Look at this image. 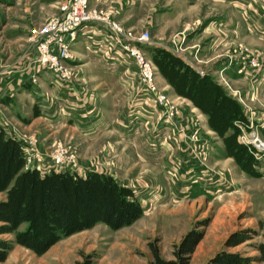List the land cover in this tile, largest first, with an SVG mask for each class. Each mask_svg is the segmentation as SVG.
Instances as JSON below:
<instances>
[{"label": "rangeland", "instance_id": "374dc122", "mask_svg": "<svg viewBox=\"0 0 264 264\" xmlns=\"http://www.w3.org/2000/svg\"><path fill=\"white\" fill-rule=\"evenodd\" d=\"M68 1L0 0V98L3 93L9 92L3 90L7 87L6 84L9 83L8 87L11 88L14 80L22 85L25 82L31 83L40 72H47L52 77L51 72L38 63L40 56L38 50L40 45H43L46 51H56L54 42L51 41L52 34L46 29L52 21L61 18ZM89 1L90 11L102 13L112 22L119 24L125 32L131 34L149 32L151 43L132 44L127 38L118 42V38H114L116 36L105 23L86 24L69 42L70 58L62 63L71 71L72 78L70 82L60 84L69 87V92L73 91L72 97L77 104L80 96H86L84 98L88 100L95 96L83 82L80 68L75 65L80 63L75 61L71 63L72 59H75L71 54V48L82 31L95 28L94 32L104 39L105 51L121 52L123 63L131 69L130 73L132 71L134 73L133 75L128 72L126 78L134 76L137 86L134 88L135 95L128 99L125 95H128L133 88L111 86L108 94L111 98H120L119 102L116 100L115 105L111 106L114 112H127L126 118L121 119L123 121L121 123L125 124L126 128L127 123H130L129 126L135 128H168L171 131V140L174 144L163 156L162 167L160 165L164 171L163 174L161 173L162 182L154 185L157 187L152 189L159 195L148 198L149 196L144 192L148 187L146 188L142 182L125 181L124 185L132 187L142 207L143 214L137 221L115 231L104 224H97L91 229L62 238L46 253L39 256L16 245L14 233L0 235V240L10 246L6 259L0 264H80L85 259L91 264H154L150 247L157 249L162 260L170 261L173 259L174 245L178 244L193 226L203 222L205 226L199 229L204 231V237L196 246L188 264H206L211 257L223 250L240 253L244 257L259 256L256 246L264 244V177H259L264 175V155L261 154V159H258L256 149L245 146L239 138L242 131L247 134L255 132L256 137L264 143V48L255 44L260 43L259 41L264 42V25L259 19L250 16L248 10L256 14L255 9L253 7L247 9L243 4L246 1L254 5L258 2L262 4L264 0H231L232 9L230 7L224 9L223 5L217 8L218 4L212 5L216 10H209L206 7L195 11L189 8L187 10H191L190 14L196 16L194 23L182 26L175 22L173 27L180 29L171 36L165 34L166 37L160 32L161 22L153 24V29L142 28L138 32L130 31L115 21L110 13L91 7ZM184 4L183 8L178 9L177 14L176 8L165 7L158 2L150 13L155 18L161 13L169 12L175 18L177 15H182V10L190 7L189 4ZM240 5L243 6L241 9ZM234 8L238 10V15L244 14L245 28L242 30L229 29L223 21V17L237 16ZM148 9H143V15H146ZM210 21H214L215 32L210 30L202 33L204 26ZM199 32L202 33L200 34L202 38L193 41L192 35ZM189 34L191 36L188 37ZM132 49H137V52L151 64L157 92H147L136 61L129 56V51ZM205 53H208L209 57H205ZM179 63L187 66L200 77L210 79L220 88L222 95L237 103L241 118L233 121L232 127L227 129V135L232 134L228 142H224L221 135L210 128L208 120L204 122L197 112V114L189 112L179 114L180 106L172 102L163 91H159L157 81L163 79L167 82L163 73L169 74L172 79L180 77L183 69ZM101 75L105 76L112 85L114 79L119 77L117 72L113 74L107 70ZM95 79L92 80L93 84L90 83L92 86L95 84ZM234 79L247 82V86L243 88L244 86L236 85ZM73 89L76 91L74 92ZM108 91L105 89L104 92ZM212 94L211 97L214 95ZM161 95L164 96V104L158 101ZM142 98L147 99L146 105L158 113V118L156 117L157 119L152 122L151 119L141 122L129 116L134 106L140 107V103L144 101H140ZM185 99L190 101L188 98ZM217 100L222 102L223 98ZM110 102L108 98L105 102H101V106L96 102L95 112L101 113L103 108L106 115L108 112L112 113V109H107ZM143 106L142 104L141 107ZM103 109L102 112H105ZM170 109L173 111L172 116ZM95 118L100 119V114ZM4 119L10 124L2 122L6 131L2 126L0 128L7 132L5 134L7 137H15L23 144L27 138L35 139V145L43 156L40 162L42 168L50 166L53 162L51 157L55 152H60L61 148L74 157L76 163L74 172L79 176H84L92 169L109 171L113 165L111 156L114 148L111 144H106L100 153L99 150L91 149L81 151L79 143L81 131L89 125H91L89 129L96 127L98 119H93L92 124H73L74 129L68 132L65 130L68 124L66 126L64 120L58 121L55 118L51 125L55 126L54 129L42 123L41 138L33 130H25L23 124L26 123L18 126L11 119L7 120L5 112ZM102 122L105 124L104 128H113L112 124L115 120L104 119ZM50 131H53L54 135L51 139H45L47 132ZM72 133L74 135L70 137ZM108 140L104 141L107 143ZM239 146L245 148L246 153ZM85 155L88 157L84 158ZM248 155L252 158L251 170L256 173L261 167L262 174L255 175L248 169V165L245 164ZM214 156L218 160L216 163ZM227 158L231 159L230 164H224ZM24 160L25 169H28L25 152ZM51 171L60 172L59 169ZM117 179L120 180L121 177L118 176ZM4 199L5 192L0 193V201ZM24 228L25 226L21 225L18 231ZM242 229L253 231L252 240L233 248H224L227 237Z\"/></svg>", "mask_w": 264, "mask_h": 264}, {"label": "crops", "instance_id": "0c3cea01", "mask_svg": "<svg viewBox=\"0 0 264 264\" xmlns=\"http://www.w3.org/2000/svg\"><path fill=\"white\" fill-rule=\"evenodd\" d=\"M158 2L162 3V6L165 7L176 8L175 11L177 12V14L178 9L180 7H184V3L189 4L190 7L182 10V15H177V17L175 18H173L172 14H170L169 12L161 13L159 17L154 18L150 11L154 6H156ZM216 4L219 5L217 8H220L222 5L224 9L228 7H230L231 9L233 8V3L231 0L89 1V5L91 7H95L110 13L111 17L115 21L119 22L130 31L138 32V30H141L142 28L153 29V24L161 22L162 31L160 32H163V35L168 34L170 36L175 34V32L180 29V27L177 29L173 27L175 22L181 24L182 26L194 23V21L196 20V16L190 14L191 10L197 11L201 10V8L205 9L206 7H208L209 10H216V8L213 7L214 5L216 6ZM243 4L247 6V9L249 7H253V9H255L256 11V14L251 13V11L248 10V12H250V16L252 15L254 18L259 19L262 25H264V1L262 4L258 2L256 5H254V3H249L248 1L244 2ZM242 7L243 6L240 5V9ZM189 8L192 9L187 10ZM143 9H148L146 15H143ZM234 10L236 11L237 16L232 18L223 17V21L229 29H234L235 31H238V29L242 30L245 28L243 18L244 14H241L240 16L238 15V10L235 8ZM214 28V21H210L204 26L202 33L210 30H213L215 32ZM94 31H96L95 28L82 31L79 38L71 48V54L73 58H75L72 59L71 63L74 61L75 63H80L75 65L80 68V71L83 73V82L88 86V88L91 90L90 92L95 96L89 98V100L84 98L86 96H80L78 99L79 102L77 104L72 97L73 91L69 92V87L60 83H56L52 79V77L47 74V72H40L37 75L36 85L31 84L30 82H25L22 85L21 83H17L14 80L11 83V88L8 87L9 83L6 84L7 87H5L3 90L9 92L6 94L3 93L2 97L0 98V126H5L4 124H2V122L7 125L10 124L4 119L5 112L7 120L11 119L18 126L20 124L26 123L23 124L26 128L25 130H33L41 138L42 123L45 124L46 127L50 126L51 129H54L53 127L55 126L51 125L54 123L53 119L55 118L56 120L58 119V121H60L59 119L64 120V122H66V126L68 124V126L65 127V130H68V132L71 129H74L72 127L74 126L73 124H92L93 119H98L96 121V123H98L96 127H92L91 129L88 128L91 125L87 126V128L85 129L83 127L84 130L81 131V138L79 140L81 151L91 149L93 151L99 150L98 153H100V150L105 147L106 144H111L114 148V153L111 156L113 165L109 171H99L97 169H92V171L109 175L114 178L116 182L123 185L125 181L129 182L131 180L136 183L142 182V184L146 185V188L148 187V190H144V192L147 194V196H149L148 198H152V196H155L157 194L152 190L153 188L157 187L154 185L161 184L162 182L161 173L163 174L164 171H162L160 165L163 161V156L166 155L170 151V149H172L174 144L171 140V131L168 128H135L129 126L130 123H127L128 127L126 128L125 124L121 123L123 122L121 121V119L124 120L126 118L127 112H114L115 110L111 106L115 105L116 100L117 102H119L120 98H111L110 94H108V90L111 88V86L113 88L121 86L124 89H126V87L133 88V90L130 91L128 95H125V98L128 99L129 97H132L133 94L135 95L134 88L137 86V82L135 81V79H133L134 76L127 77L128 79L126 78L127 73H130L131 69L129 67H126V64L123 63L124 61L123 59H121V52L105 51L103 37H101ZM202 33L199 32L194 36L192 35L193 41L202 38L200 37V34ZM191 34H189L188 37L191 36ZM164 37H166V35ZM259 42L260 43L255 44L260 46L261 48H264V42ZM154 44L156 43L154 42ZM164 50L167 49L164 48ZM206 56H208V53H205V57ZM106 70L113 74H116V72L117 74H119L118 79H114L113 85L105 79V76L101 75ZM130 74L134 75L133 71ZM93 79H95L96 81L92 86L90 83L93 84ZM240 80L241 79H234L233 82L236 85L241 87L244 86L243 88H245L247 86V82H242V80ZM55 87L58 89L55 93H53L56 89ZM157 87L159 91H163L172 102H176L175 104H178L180 106V111L178 112L179 114H185L187 112H189L190 114L198 113L199 117L202 118L204 122L208 119L207 116L203 112H201L199 108L191 105L190 101L181 96H178L173 87L165 80L162 79V81H157ZM105 89H107L108 92L105 93ZM75 91L76 90H74V92ZM106 98H108V101H111L107 109H112L113 112H108V114L106 115V111L103 108H101V113L99 111L95 112V103L97 102L101 106V102H105ZM142 100L144 101L142 102ZM140 101L144 106L141 107V103L139 105L140 107L138 108H135L137 105L134 106L132 113L128 112L130 113L129 116H132L141 122L145 119H151V122L157 119L158 113L154 109L151 110L150 106L148 107V105H146L147 99L142 98ZM102 109L105 112H102ZM1 110H3V114ZM99 114L100 119L95 118ZM104 119L115 120V122L112 124L113 128H104L105 124L104 122H102L104 121ZM117 124L119 125L117 126ZM205 126L208 127L206 124ZM52 132L53 131H50V133L47 132L45 139H51V136L54 135ZM72 135H74V133H72L70 137H73ZM104 140H108L107 143ZM87 157L88 155L84 156V158ZM217 161L218 160L216 159V156H214V163H216ZM224 161V164H230L231 159L227 158ZM99 163L100 162H98L97 164L99 165ZM262 172L263 170L260 167L259 172L256 173L262 174ZM118 176L121 177L120 180L117 179ZM259 177H264V175H259ZM125 185L132 190L131 186L127 184ZM158 195L159 194H157L156 196Z\"/></svg>", "mask_w": 264, "mask_h": 264}, {"label": "trees", "instance_id": "16d2710c", "mask_svg": "<svg viewBox=\"0 0 264 264\" xmlns=\"http://www.w3.org/2000/svg\"><path fill=\"white\" fill-rule=\"evenodd\" d=\"M179 64L183 71L177 79L163 73L167 82L179 96L188 98L207 114L210 128L221 135L224 142H228L232 134L227 135V129L232 127L233 121L241 118L237 103L222 95L220 88L210 79L202 78L187 66ZM220 97L223 98L222 102L217 100ZM240 149L246 153L245 148ZM245 164L251 170L250 155ZM3 192L5 199L0 201V235L14 233L16 245L38 256L46 253L62 238L91 229L97 224H104L113 231L119 230L130 226L143 214L133 190L109 175L88 171L84 176H79L68 171L42 173L25 169L23 143L15 137H7L0 128V193ZM21 225L25 228L18 231ZM203 226L204 222L193 226L174 245L173 259L170 261L162 260L157 249L150 247L154 264H188L204 237V231L199 229ZM253 235L249 229L236 231L227 237L224 248L239 246L252 240ZM9 249V244L0 240V262L6 259ZM256 250L259 252L257 257H244L240 253L223 250L206 264L264 262V244L257 245ZM80 264L91 262L85 259Z\"/></svg>", "mask_w": 264, "mask_h": 264}, {"label": "built area", "instance_id": "2783aa9c", "mask_svg": "<svg viewBox=\"0 0 264 264\" xmlns=\"http://www.w3.org/2000/svg\"><path fill=\"white\" fill-rule=\"evenodd\" d=\"M98 23H105L107 28L116 36L114 38H118V42H120V39L127 38L131 40L132 44L151 43V35L149 32L140 34L125 32L119 24L112 22L102 13L90 11L88 8V0H69L61 18L52 21L46 29L52 34L51 41L54 42L56 51H46V47L43 45H40L38 50L40 55L37 60L38 63H40L41 67L47 68L51 72L52 78H54L56 83H67L70 82V79L72 78L71 71H69L64 64L62 65L65 60L70 58V51L68 48L69 42L73 40L75 35L78 33V30L84 27V25ZM137 51V49H132L129 51V56L135 59L141 74V79L147 87V92L155 93L157 92V89L154 84V73L151 64ZM31 83L34 85L37 84V76L31 81ZM158 101L160 104H164V96L161 95ZM170 113L172 116V109H170ZM239 140L245 146L256 149L258 159H261V154L264 155V143L256 137L255 132L247 134L242 131V135ZM23 142V150L25 152L27 163L26 165L28 166L27 168L35 169L42 173L49 172L52 169H59L60 172L68 171L70 173H75V159L69 152L67 153L66 150L61 148L60 152H55L51 157L53 162L50 166L42 168L40 166V162L43 156L38 151L37 145H35V139L27 138Z\"/></svg>", "mask_w": 264, "mask_h": 264}]
</instances>
